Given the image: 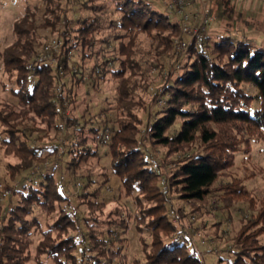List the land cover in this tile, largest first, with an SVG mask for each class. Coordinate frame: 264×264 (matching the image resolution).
<instances>
[{"label":"trees","instance_id":"16d2710c","mask_svg":"<svg viewBox=\"0 0 264 264\" xmlns=\"http://www.w3.org/2000/svg\"><path fill=\"white\" fill-rule=\"evenodd\" d=\"M42 1L41 17L26 8L14 22V40L0 56L16 101L0 106L2 145L19 160L10 178L23 184L18 202L3 210L0 203V264H26L39 231L34 208L50 213L70 201L66 191L77 181L82 187L73 198L79 201L39 231L37 256L54 264H124L128 225L110 220L99 230L95 212L103 203L91 198L103 194L91 189L86 166L103 154L126 194L137 191L135 225L150 235L142 242V264H202L172 221L173 196L196 206L194 212L209 197L221 210L246 204L250 215L227 240L234 255L228 264H264V197L256 199L229 171L237 152L264 141V27L254 19L238 24L232 0H221L231 29L194 39L145 0H111L109 17L107 5L95 0ZM107 81L116 82L115 107L104 102L94 114L88 107L78 112L75 88L95 95ZM25 119L36 124L23 127ZM159 148L163 156L155 166L150 150ZM51 157L67 173L65 181L45 171ZM82 203L87 217L77 214Z\"/></svg>","mask_w":264,"mask_h":264},{"label":"rangeland","instance_id":"374dc122","mask_svg":"<svg viewBox=\"0 0 264 264\" xmlns=\"http://www.w3.org/2000/svg\"><path fill=\"white\" fill-rule=\"evenodd\" d=\"M145 1L150 2L158 10L168 13L171 19L175 18L178 21L177 15L166 9L167 0ZM232 2L235 3L236 0H232ZM95 3L107 5L106 12L108 17L113 12L111 0H95ZM42 4V0H0V56L2 50L14 40L12 35L14 22L23 15L26 8H28L30 12L35 13L37 17H41ZM241 5L242 3H239V7H235V10H233V19L238 21V24H241L245 19L250 22L254 19V21L259 23L257 25L263 28L264 12L259 10L252 13V16H245ZM201 7L207 10V15L210 17L205 29L200 31L201 33L205 32L207 35H210V37H213L223 30L231 29V24L228 23L226 16L227 14H223L222 4L219 5L218 0H216V2L215 0H196L193 2L191 8L199 13ZM192 27L194 28L195 26L193 25ZM40 33L43 35L49 34L48 30L41 31ZM250 33L262 34L260 31H256L255 28H250ZM262 39L264 40V36ZM51 44H53V40ZM55 45L54 48H57L58 44L56 43ZM182 53H184V51H182ZM9 83L7 74L3 70L0 57V106L2 107L14 105V103H16L8 91L10 86ZM115 87L116 82L107 81L101 85L100 93L95 95H84L85 89L83 86H80L79 89L75 88L78 93V101H76L77 111L80 112L85 107H88L89 113L94 114L104 102L111 107H115L117 98ZM249 91L255 94L253 88H249ZM149 99L150 98L146 101H150ZM257 106L258 101H255L254 107ZM152 108L155 109L154 106ZM16 110L18 111L19 108H16ZM65 113L70 114V108H66ZM34 124H36L35 121L31 122L25 119L22 120L21 125L26 128H32ZM40 127L44 128L45 126L41 124ZM3 130L4 127L0 125V203L2 205V210L18 202V194L23 191V184L18 182V176H15L13 179L10 178L9 168L12 165L18 164L19 160L15 156L5 152L2 139L6 138V135L3 133ZM55 135L53 131H49V136L51 138ZM58 139L59 143H62L63 139L60 136ZM103 151L104 148L102 149V153ZM150 153L151 159H156V161L153 160V164L156 166L159 159L163 156V150L161 148L154 149L153 151L150 150ZM48 163V165L44 166L45 171L51 174L54 173L57 179H59L60 176L63 181L67 179V173L64 171L62 173L59 172L61 167L57 162H54L53 157L50 158ZM86 167H88L89 171L92 173L91 179L95 182L90 184L91 189H98L99 193L101 192L103 194H99L97 198L91 197L92 200L97 201V203H103L99 208L100 210L95 212L96 220L98 221L97 228L99 230L102 229L106 225V222L110 220L120 221V219H123L128 225V230L124 235L125 241L122 250L125 258L124 264H142L144 262L142 242L149 243L150 235L145 229L139 233L135 225L136 222L134 218L138 211V207L135 203L137 191L134 190L131 194H126L119 179L111 173L109 163L104 154L102 159L98 161L93 160L91 164ZM229 171L230 175L243 179L245 187L256 199L264 197V141L250 143V151L247 153L242 150L237 152L234 156V165ZM97 173H100V175H97ZM103 173L105 174L103 175ZM104 180L106 181L105 184H103ZM221 181H229V177H222ZM28 182V180L25 181V183ZM80 182L82 181H77L66 191L67 195L70 197V201H64L56 205L52 212L46 213L40 208H34L35 211L31 217L37 219L39 231L49 229L50 225L59 218L62 207L66 210H70L74 207L73 205L79 200L73 198V194L80 191L82 187ZM215 199V197H209L206 207L195 212L192 210L196 206L193 207L189 203L181 201L174 196L169 200L174 213V217H172L173 223H175L178 229L186 233L184 234L186 239H189V242H191L202 264H228L233 262L234 255L231 252L233 248L230 246V241L227 240L234 237L239 231L244 219L250 215L247 205L244 203L238 202L234 207L228 210H221ZM86 211V205L82 203L79 205V209H77V214L83 217L84 214L82 215V213L86 214ZM185 214L187 215L185 216ZM111 229L115 231L114 233L117 232L115 227ZM39 231H34L32 234L31 243L25 253L28 257L26 264H54L45 256H37L35 249L37 243L41 239ZM70 233L76 237L77 241L81 239L80 234L76 232L73 233L72 231ZM261 242H263L262 238ZM188 247L191 249V245H188ZM119 261V259H116L115 264L119 263Z\"/></svg>","mask_w":264,"mask_h":264},{"label":"built area","instance_id":"2783aa9c","mask_svg":"<svg viewBox=\"0 0 264 264\" xmlns=\"http://www.w3.org/2000/svg\"><path fill=\"white\" fill-rule=\"evenodd\" d=\"M196 0H167V8L174 11L178 17V23L182 26V31L185 35L194 39L199 35L200 31L204 30L208 24L210 17L207 15V10L201 7V11L198 13L195 9H192V4ZM240 2L241 0H236ZM264 2V1H263ZM195 26L194 28L192 26ZM177 42H175V45ZM182 48H186L187 45L183 43Z\"/></svg>","mask_w":264,"mask_h":264},{"label":"crops","instance_id":"0c3cea01","mask_svg":"<svg viewBox=\"0 0 264 264\" xmlns=\"http://www.w3.org/2000/svg\"><path fill=\"white\" fill-rule=\"evenodd\" d=\"M264 0H241L240 2H235L233 5L234 7H239V3H242V10L245 16L250 15L256 11H263L264 12ZM216 2V0H215ZM219 5L221 0H218Z\"/></svg>","mask_w":264,"mask_h":264}]
</instances>
